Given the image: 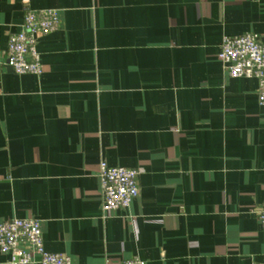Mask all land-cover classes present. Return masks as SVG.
<instances>
[{
	"label": "crops",
	"instance_id": "crops-1",
	"mask_svg": "<svg viewBox=\"0 0 264 264\" xmlns=\"http://www.w3.org/2000/svg\"><path fill=\"white\" fill-rule=\"evenodd\" d=\"M28 8L59 13L40 75L4 63ZM246 32L264 0H0V221L71 264H264V105L217 58ZM102 160L137 169L128 208L102 210Z\"/></svg>",
	"mask_w": 264,
	"mask_h": 264
},
{
	"label": "built area",
	"instance_id": "built-area-1",
	"mask_svg": "<svg viewBox=\"0 0 264 264\" xmlns=\"http://www.w3.org/2000/svg\"><path fill=\"white\" fill-rule=\"evenodd\" d=\"M57 9H26L19 31L9 35L4 63L16 74L40 75L43 71L36 48V38L58 28ZM217 58L230 77H254L258 81L257 99L264 105V42L259 35L246 32L225 35L219 44ZM135 168L109 165L101 161L98 177L102 193V210L128 208L139 193ZM257 217L264 230V204ZM0 251L9 255V264H71L69 256L48 251L44 246L41 221L33 217L0 221ZM120 264H145L133 256Z\"/></svg>",
	"mask_w": 264,
	"mask_h": 264
},
{
	"label": "water",
	"instance_id": "water-1",
	"mask_svg": "<svg viewBox=\"0 0 264 264\" xmlns=\"http://www.w3.org/2000/svg\"><path fill=\"white\" fill-rule=\"evenodd\" d=\"M7 67H9V68L11 69V67H10V66H8V65H7ZM11 70H12V69H11Z\"/></svg>",
	"mask_w": 264,
	"mask_h": 264
}]
</instances>
